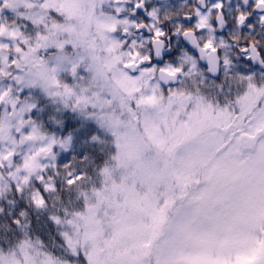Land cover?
<instances>
[{
    "label": "rangeland",
    "instance_id": "1",
    "mask_svg": "<svg viewBox=\"0 0 264 264\" xmlns=\"http://www.w3.org/2000/svg\"><path fill=\"white\" fill-rule=\"evenodd\" d=\"M83 1L71 3L81 14ZM25 6L35 8V0H0V17L10 12L33 25L40 23L39 14H14ZM102 25L108 34L134 27L133 19L124 17L121 21L115 15L105 16ZM25 28L29 29L27 25L0 28L3 74L8 73L11 64L39 53L43 39L48 40L39 34H27ZM49 28L57 30L52 22ZM128 58L130 52L120 60ZM34 61L41 64L38 57L32 56L30 62ZM93 61L94 56L87 52L73 57L57 55L35 73H16L17 97L7 101L6 122L0 128V164L12 156L11 169H15L21 185H29L37 177L47 191L53 189L45 173L57 163L54 148L58 136L50 131L61 122V110L69 105L77 107L85 118L99 121L100 129L115 137L127 155L142 153L144 142L135 126L115 113L122 99L103 69L114 71V82L130 96L146 89L141 104L151 110L143 115L144 132L154 145L164 146L161 117L154 107H160L166 87L151 80L154 71L145 69L133 75L125 69H113L119 63L114 57L106 60L109 68H100ZM263 76L254 71L241 79L246 81L247 89L244 115H251L243 135L228 134L225 138V133H213L179 151L173 160L175 187L164 163L153 160L133 164L123 176V186L99 194L82 237L91 264H152V260L154 264H264V86H253L257 77ZM199 81H210L200 67ZM182 85L166 103L172 112L169 122L176 123L186 107L193 105L179 121L173 141L179 144L195 131L226 126L232 118L228 109L214 113L204 98L189 93ZM6 96L5 87L0 99ZM168 137H172V128L168 129ZM222 139L227 140L223 143ZM72 140L71 135L65 137L66 151L71 149ZM178 198L180 208L169 232L153 252L156 235L144 217L161 231L168 209Z\"/></svg>",
    "mask_w": 264,
    "mask_h": 264
},
{
    "label": "trees",
    "instance_id": "2",
    "mask_svg": "<svg viewBox=\"0 0 264 264\" xmlns=\"http://www.w3.org/2000/svg\"><path fill=\"white\" fill-rule=\"evenodd\" d=\"M23 24L22 19L11 14H6L0 21V26L7 27H24ZM28 27L31 25L28 24ZM78 51V48L73 50L71 55ZM32 56L39 58V53ZM52 56L54 53L49 55ZM31 57L11 64L7 74H3L0 67V91L6 87L7 94L5 98L0 99V128L6 122L4 110L9 106L7 101L17 97L16 73H35L39 67L46 64L37 65L35 61L31 63ZM103 70L109 83L117 88L122 99V104L115 113L135 126L137 134L144 142L142 153L127 155V150L119 145L115 137L100 129L99 121L88 119V116L85 118L80 114V110L72 105L62 109L61 122L50 131L58 136L54 148L58 155L57 163L45 173V178L53 186L51 191H47L37 177H34L31 184L21 185L15 169L9 170L5 162L0 164V264H91L82 242L90 211L97 206L100 193L104 194L109 190L113 192L116 187L123 186V176L133 164L144 165L153 160L161 161L175 187L173 160L179 151L189 148L198 139L205 140L207 135L225 133V138L228 134L243 135L248 127L251 115H244L246 81L237 77L230 81H225L223 77L217 81L209 79V83L199 84V97L205 99L214 113L228 109L232 118L226 126L222 124L211 129L195 131L188 139L178 144L172 140L174 133L179 121L189 114L193 102L179 115L176 123L169 122L172 112L166 103L170 96L164 94L160 107H154L160 114L161 129L165 135L164 146L159 147L154 145L144 132L143 115L151 110V107H143L141 104L146 89L130 96L114 82V71ZM254 84L256 88L261 84L264 86V77H257ZM261 101L262 99H259L258 106ZM50 111L48 110V113ZM170 128L171 138L168 137ZM69 135L73 139L72 147L66 151L64 140ZM226 140L222 139L223 143ZM127 158L130 161H126ZM36 195L40 196L41 201L36 199ZM179 208L180 198L168 209V216L161 231L157 230L150 219L144 217L156 235L153 252L158 243L167 236L169 226ZM77 228L79 231L76 233ZM72 240L76 244L72 243Z\"/></svg>",
    "mask_w": 264,
    "mask_h": 264
},
{
    "label": "flooded vegetation",
    "instance_id": "3",
    "mask_svg": "<svg viewBox=\"0 0 264 264\" xmlns=\"http://www.w3.org/2000/svg\"><path fill=\"white\" fill-rule=\"evenodd\" d=\"M71 3L72 0H35V8L25 6L14 13L40 15V23L35 25L22 18L25 25H31L25 28L27 34L35 32L48 38L43 39L39 49L41 64L48 65L57 55L73 57L87 52L94 56L93 63L109 68L106 60L114 57L119 63L113 69L135 66L139 67L137 74L153 70L151 80L158 81L161 70L177 75L180 84L164 88L170 97L182 84L189 93L199 96V67L208 75L203 62L211 52H216L220 61V77L211 79L208 75L210 80H245L254 71L264 75V70L249 62L252 45L264 62V0H84L82 14ZM119 6L120 10L115 9ZM107 15L121 21L129 17L134 27L108 34L102 25ZM51 22L57 30L49 28ZM156 46L161 55L156 54ZM199 46L207 50L201 56ZM77 48L79 51L71 55ZM128 52L130 58L121 62ZM51 53L54 56L49 57ZM145 62L148 65L141 66Z\"/></svg>",
    "mask_w": 264,
    "mask_h": 264
},
{
    "label": "water",
    "instance_id": "4",
    "mask_svg": "<svg viewBox=\"0 0 264 264\" xmlns=\"http://www.w3.org/2000/svg\"><path fill=\"white\" fill-rule=\"evenodd\" d=\"M191 47L196 50L195 46H191ZM158 48H159L158 46L155 47V52L156 54L161 55V53L158 52L159 51ZM203 52H207V50H202L199 46V55L201 56ZM249 62L254 67H260L262 70H264V62L260 54L258 53L257 49L254 47V45H252V48H251V55L249 58ZM203 64L207 66L208 75L211 78L218 79L220 77V61L217 58L216 52H211V54L207 57V61H204ZM144 65H148V62L141 64V66H144ZM138 68L139 67L128 66L125 68V70L129 71L133 75H136ZM158 79H159V83L164 87H168L169 85L177 86L179 84V78L177 75L170 74L164 70L159 71ZM12 161H13L12 156H9L6 159V165L8 169L12 168Z\"/></svg>",
    "mask_w": 264,
    "mask_h": 264
}]
</instances>
